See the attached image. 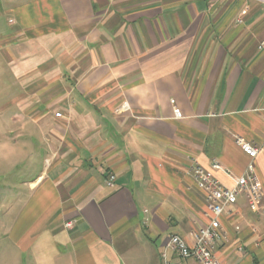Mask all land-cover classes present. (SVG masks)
Segmentation results:
<instances>
[{
    "label": "crops",
    "instance_id": "obj_1",
    "mask_svg": "<svg viewBox=\"0 0 264 264\" xmlns=\"http://www.w3.org/2000/svg\"><path fill=\"white\" fill-rule=\"evenodd\" d=\"M1 67L18 174L0 187V264H165L172 236L207 223L194 165L232 188L253 163L264 192V2L0 0ZM220 221L221 264H264L244 194Z\"/></svg>",
    "mask_w": 264,
    "mask_h": 264
},
{
    "label": "built area",
    "instance_id": "obj_2",
    "mask_svg": "<svg viewBox=\"0 0 264 264\" xmlns=\"http://www.w3.org/2000/svg\"><path fill=\"white\" fill-rule=\"evenodd\" d=\"M254 1L264 2V0ZM60 116L61 114H57V117ZM176 116L178 118L182 117L179 111H177ZM236 143L252 161L257 158L259 154L258 147L241 137H236ZM212 169L219 170L221 166L218 162H214ZM191 173L197 186L205 194L206 210L204 218L207 223L195 234L194 242L191 244L178 235L172 236L163 253L164 263L172 264L169 259V252L172 251L181 259H193L199 264H221L215 254L216 246L225 240L221 230V217L228 212L229 208L236 205L241 194L246 196L248 206L253 212L256 214L261 212L264 215L263 188L253 163L248 166L244 175L234 180L235 184L232 188L224 186L212 171L202 166L194 165ZM115 181L116 176L111 174L107 185L112 186ZM73 224V222H69L66 227L72 228Z\"/></svg>",
    "mask_w": 264,
    "mask_h": 264
},
{
    "label": "rangeland",
    "instance_id": "obj_3",
    "mask_svg": "<svg viewBox=\"0 0 264 264\" xmlns=\"http://www.w3.org/2000/svg\"><path fill=\"white\" fill-rule=\"evenodd\" d=\"M3 72V68H0V187L2 184V178L6 177L9 173L11 176L18 174L17 170H14V165L18 158L12 157V156H4L3 149L5 146L9 145V142L14 143L15 136L14 135H4V132L8 130V127L13 122V114L15 112V109L12 108L11 103L8 101L12 98L14 95L15 87H6L3 83L4 81H10V74L7 73L6 78L4 77L6 74ZM6 105H8V108H6ZM23 144L22 141L17 142L14 146L17 144ZM10 149V148H9ZM9 153V151H6ZM11 154L15 155V150L10 152ZM3 195L4 199L8 194H0ZM10 197L15 198L14 194H9ZM0 200V201H1Z\"/></svg>",
    "mask_w": 264,
    "mask_h": 264
}]
</instances>
